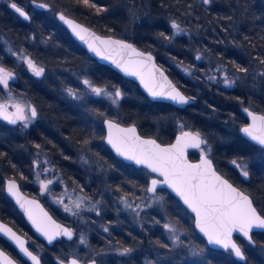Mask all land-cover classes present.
Wrapping results in <instances>:
<instances>
[{"label": "trees", "instance_id": "trees-1", "mask_svg": "<svg viewBox=\"0 0 264 264\" xmlns=\"http://www.w3.org/2000/svg\"><path fill=\"white\" fill-rule=\"evenodd\" d=\"M11 1L18 4L27 2L30 7L33 6V0ZM36 1H45L49 8L34 11L28 22L13 8L0 4V37L6 36L15 42L44 69L40 76H35L27 70L22 60L0 49L1 64L10 67L18 79L12 86L26 93L37 109L36 122L21 136L12 135L6 125H0V200H5L2 189L5 177L16 178L27 193H32L24 183L31 168L30 158L26 154L29 150L48 153L64 179L88 197H102L107 189L138 198L147 196L146 178L124 172L123 166L118 165L121 160L104 142L103 121L112 118L124 124H135L140 133L156 137L163 143L175 138L180 124L199 132L213 149L212 159L217 170L249 193L264 215V158L255 157L257 146L238 130V125L248 121L242 107L252 106L264 112V63H261L264 60V0H210L209 3H204V0H90L96 7L86 6L78 0ZM97 8L101 11H97ZM57 10L65 11L102 34L128 39L154 53L174 82L194 98L193 102L179 108L170 103L150 100L135 81L89 55L50 14ZM173 23L184 30L176 38H173ZM197 56L201 59H197ZM178 64L197 68L202 73L208 67L217 69L220 64L235 74H250V82L238 81L237 85L226 87L211 83L205 75L201 78L196 73L189 75ZM237 66L247 71H238ZM82 75H87L96 86L119 89L122 93L119 105L113 107L96 96L86 103H77L68 98L67 89L78 88L83 81ZM231 126L233 130L228 128ZM80 155L95 160V165L102 167L100 173H88L78 160ZM189 155L196 159L194 151ZM233 160L249 162L247 177L231 163ZM159 190L169 196L170 201L160 207L162 211L158 221L163 222L165 216L180 219L182 205L178 199L166 188ZM174 203H178V206H174ZM110 209L106 206L103 211L113 216L114 212ZM149 213L152 218L158 214L155 210ZM106 216L110 218L109 214ZM56 217L70 223L74 230L77 227L69 219L58 214ZM7 220L32 239L34 251L38 252L34 243L42 244L44 264H57L54 257L63 255L56 248L59 242L52 247L47 246L18 212L16 222L9 216ZM122 220V226L111 235L102 234L99 243H113L135 251L130 258L135 264H140L142 259L138 251L152 250L149 240L154 238V242L160 243L167 264H187L185 252L170 256L175 249L164 229L151 233L149 238L148 231L137 230L139 223L130 229V225H126V218ZM182 226L192 233L193 242L208 246L192 224L187 225L184 221ZM236 239L241 245L243 241L246 242L240 236H236ZM254 239L257 245L251 250L257 252L264 249V231L255 232ZM138 244L141 246L136 248ZM0 245L14 257H19L10 244L0 240ZM214 250L223 254L227 252ZM245 253L246 262L232 258L230 264H264V250L263 256L254 255L251 251ZM207 262L221 264L216 258H208Z\"/></svg>", "mask_w": 264, "mask_h": 264}, {"label": "snow or ice", "instance_id": "snow-or-ice-1", "mask_svg": "<svg viewBox=\"0 0 264 264\" xmlns=\"http://www.w3.org/2000/svg\"><path fill=\"white\" fill-rule=\"evenodd\" d=\"M33 2L35 3V0H33ZM78 2L89 7H96V5L90 3V0H78ZM209 2L210 0H204V3ZM10 6L25 20L29 19L27 13L21 7H18L16 3L13 2ZM38 7L46 8L48 5L39 4ZM97 11H101V9L97 8ZM60 19L65 20L66 23L72 26L73 31H75L77 35H80L81 39L84 38L81 32H86V29H82L79 25H74L72 21L66 20L63 15H61ZM172 27L177 29L178 32L181 31L179 25L175 23H173ZM77 29H80V31H76ZM161 35H163V33H161ZM165 38L167 39L168 37ZM96 39H99V37ZM101 43L105 45H118L119 51L130 53L133 56L141 58L136 60L129 59L123 62L114 60L113 62L127 75L139 76L141 83L144 84V87L148 90L150 95L153 97H164L178 104L188 103L190 98L183 95L171 85V82H168L166 77H164L163 80L166 82L168 90H164V85H161L160 88L157 89L154 84V65L147 73L149 79H145L144 69L152 59L150 55L145 58L144 53L137 51L132 45L126 44L123 41L102 40ZM89 47L91 48L92 45H89ZM97 54L99 55L100 52L98 51ZM196 58L201 59L200 56ZM261 63H264V60H262ZM27 64L29 69H31L36 76H40L44 72V69L34 64L31 59L27 60ZM237 70L243 72L247 71V69L239 68V66H237ZM262 75H264V73H262ZM162 76L163 74L161 73V77ZM12 78L13 72L0 66V85H3L4 88H8L9 80ZM209 79L214 80L215 77L210 76ZM225 83L231 86L234 81H228L227 78H225ZM84 84L88 85L92 93L96 96L107 97L114 105L118 104V100L122 95L119 89L110 92L106 88L92 86L91 82L88 80H85ZM68 92L70 95H76L72 89H68ZM9 102H11V100H9ZM12 106L16 111L14 113H9L7 111V103H0V117L12 124H16L17 121L27 122L30 120V117L25 114V105L16 102L13 103ZM30 111L31 118H35L37 115L36 109L32 107ZM244 111L251 117L252 123L246 127H242L241 132L259 145L264 146V115H256L247 108L244 109ZM100 115H103V113H100ZM105 123L108 126V143L112 145L118 154L124 156L126 159L133 160L136 164L145 165L152 172L159 173L163 176V183L171 187L196 214V226L207 236L209 244L220 245L226 250L230 249L240 260L246 259L240 245L232 239L233 233L242 234L243 237H246L248 241L252 243L253 241L250 233L253 229H264V215L257 212V209L253 207L252 200L245 192L233 187L228 180L217 174L212 166V161L207 158V154H204L203 150L199 163L192 164L187 161L184 155L185 149L188 147L200 148L202 144L206 143V141L201 138L199 132H182L181 136L177 137L175 144L161 147L155 140L141 139V137L136 134V129L134 127L126 129L121 128L111 120H106ZM24 126L27 127V123H25ZM37 147H39V145H37ZM209 151H211L210 148ZM231 163L240 169L244 177L249 175L246 164L238 163L236 160L231 161ZM48 183H51V181H48ZM158 183H161V181L153 179L151 181V187L148 188L147 191L155 192ZM41 188L46 189L47 184L41 182ZM8 191L13 195H17L15 182H9ZM17 200L18 202L20 201L19 196H17ZM74 203L75 207L79 208L83 203V198H78ZM125 204L127 207H131L130 204H127V201H125ZM21 207H24V204H21ZM65 210L70 211L71 209L65 206ZM44 216L47 217V214L45 213ZM29 219L32 220L37 231L47 236L50 243L56 236L60 235L67 236L69 239L72 238V231L68 228H62L60 225H54L55 230L49 231L41 222H38V220L33 217L31 211H29ZM47 219L50 221V217ZM164 227L173 233V243L179 241L180 238L175 235L176 229L172 225L166 224ZM105 231H107V229H105ZM0 233H4L14 240L20 250L33 261V264H40L37 256L29 251L25 246L24 240L17 236L12 229L0 224ZM80 242L84 243L83 238H81ZM162 246L166 247V245ZM129 251H131V249H124L125 253ZM200 252H203V249H200L199 252L193 250L192 255H199ZM0 264H15V262L0 251ZM60 264H63V261H61ZM70 264H79V261L77 259H72Z\"/></svg>", "mask_w": 264, "mask_h": 264}, {"label": "rangeland", "instance_id": "rangeland-1", "mask_svg": "<svg viewBox=\"0 0 264 264\" xmlns=\"http://www.w3.org/2000/svg\"><path fill=\"white\" fill-rule=\"evenodd\" d=\"M12 2L14 1L0 0V4H5L6 6H9L10 8H11L10 5ZM42 2H45V1H42ZM18 5L27 9L28 12L30 13V16L34 14V11L41 10L33 6L30 7L29 6L30 4L27 2L18 4ZM57 11H62L65 14H67L63 10H57ZM57 11H55L54 14L53 13H50V14H52L53 17L56 18ZM56 20L58 21L57 18ZM58 23L64 29H66L59 21ZM179 29L181 31L178 32L177 29L173 28V31H174L173 38H176V36L180 35L182 31H184L180 25H179ZM0 49L5 51V53H9L13 58L15 57L17 60H22L23 63H25L24 65L27 68V70L31 74L35 75L31 71V69H29L27 60L31 59L33 63L36 64L38 67H39V64L34 59H32V57L29 56V54L24 52L23 49L18 48L15 42L13 43L8 37L2 36L0 37ZM0 66L12 71L10 67H8L7 65L1 64V62H0ZM178 67L182 71H185L186 73H188L189 75L196 73L199 78L203 77L204 75L208 79L210 76L215 77L214 80L209 79V81L211 83L213 82L219 83V85H224L226 87L237 85L238 81H243V83L250 82L249 81L250 74L249 75L248 74H244V75L235 74L232 71H229L226 68L222 67L220 64L217 65V69L208 67V70L203 71V73L200 72V70H198L197 68L188 67L182 64H178ZM225 78H227L228 81H234V83L231 86L226 85ZM82 79H83L82 82H80L81 80H79L80 83L78 85V88H69L75 92L76 94L75 96L70 95L67 89V97L76 101L77 103L83 102V101H85L84 103H86L92 97L96 96L94 93H92L91 88L88 85L84 84L85 80H88L91 82L90 78L87 75H82ZM14 80L17 81L18 79L15 76H13V78L9 80L8 88H4L3 85H0V103H7V108L10 109L13 113L16 111V109L12 106V104L16 102L22 103L23 105H25V114L30 117V120L27 122L17 121L16 124H12V123H6L4 120L0 119V125H6L7 130L12 135L14 134L15 136H21L25 131H27L36 122L37 115L35 118H31L30 108L34 107L36 109V107L34 103L32 102V100L27 96L26 93L20 92L14 89V87L12 86V81ZM91 84L94 87L106 88L103 86H96L92 82ZM106 89L110 92H114L116 90V89H108V88ZM121 97L118 100V104H115V105L112 104L111 101L107 97H98V98H102L108 101L110 104H112L113 107L115 106L117 107L119 105ZM9 100H11V102H9ZM244 108L250 109L252 111L263 112V111L254 109L252 106H244L242 107V112L244 113V115H246L243 110ZM247 122L238 125V130L240 134H241V131H240L241 126H243ZM25 123H27V127L24 126ZM228 128H230L231 130L234 129L233 126L228 127ZM177 130L182 131V132H188V131L192 132L193 131L192 128L187 127L185 124L178 125ZM193 132H196V131H193ZM256 146L257 148L254 151L255 157L257 159H263L264 158V148L259 145H256ZM209 148L211 149V151H209ZM198 150L201 151L199 153H202V150H203V153H207L208 155L212 156L213 149L207 142ZM26 154L30 158L31 168H30V173L28 172V174L26 175L27 178L24 183L31 190L32 192L31 194L40 198L43 201V203L48 208H50L53 212H55L61 217L71 220V222L75 223L77 226L75 228L76 235L72 241L63 240L57 244L56 248L59 251H61V253H63L61 258H68L69 256H76L77 258L83 261L92 260L96 258L98 260L99 258L98 260L99 264H114L115 262L116 264H121L122 262L124 264H135L133 262V258H130L135 253V251L132 250V251L125 253L124 248L115 246L113 243H107V244H104V242L99 243L100 241H102L101 240L102 237H100L102 234L106 236L111 235V233L115 229L118 230L122 226L121 225V222L123 221L122 219L126 218V221H125L126 225L128 226L130 225L129 226L130 229L135 228L134 226L139 223L136 226L137 230L140 232H143V230L148 231V233L150 234L148 235L149 238L152 236L151 233L154 234L156 233L155 231H160L164 229L163 231L166 233L167 239L172 242V245L175 249L173 253H170V256H176L180 254V252H185L186 257L188 259L187 264H208L207 262L208 258H216L219 263L221 262V264H230V262L233 261L232 258L234 257L232 256L231 252L227 251L225 252V254H223L222 252H217L216 250L210 248L209 246L204 247L202 245L197 244L196 242H193L194 238H193L192 233H189L182 225H183V222L185 221L187 225L190 223L194 227V217L181 204L179 200H178V203L182 205V208L179 212L180 219L175 220L173 218H170V216H165L164 221L159 222L158 221L159 215H160V212L162 211L160 207H163L167 201H170V197L169 196L167 197L164 192L160 191L159 190L160 188L156 189V191L152 194H150L149 191H147L148 192V193L146 192L147 196H140V198L133 197L131 195L117 194L113 190H108V189L106 190V192L103 194L102 197H99V198L88 197V195L85 192L69 184L64 179L63 174L58 171L56 165L53 164V162L51 161L48 153L41 152L38 150H34V151L29 150L26 152ZM78 160H80L81 164H83L84 169L88 173H93V172H94L93 174L100 173L99 171H101L100 168L102 167L100 166V168H98L95 165V160H92L89 156L80 155ZM237 162L241 164H246L247 169H248V166H249L248 161H243V160L238 161L237 160ZM118 165L120 167L123 166V168L121 167L122 170L128 174L134 173L135 175H138V176H141V175L144 176L147 180V189L149 188V180L153 175L147 169H145L144 167H136L133 164H129L126 162L124 163V161L122 162V160L118 163ZM23 178H25V175H23ZM48 181H51V183H48ZM41 182L47 184L46 189L41 188ZM78 198H83V203L81 204L79 208H76L74 202H76ZM125 201H127V204H130L131 207H127L125 204ZM178 203H174V206H178ZM65 206H67L71 210L66 211ZM106 206L111 208L110 210L114 212L115 216L114 215L112 216V213L110 214L107 211H103V209ZM152 210H155L158 213L156 218H152L151 215H149L150 214L149 212H151ZM108 214L110 215V218L109 217L107 218L106 215ZM166 224H170L176 229L175 235L179 236L180 238L179 241H177L176 243H173V233H171L167 228L164 227ZM105 229H107V231H105ZM81 238H83L84 243L80 242ZM149 241L152 243L151 245H149V247H152V250L143 249L141 251H138L140 252L139 253L140 258L142 259V263L140 262V264H167L168 260H167V257L164 255V253L161 252L160 243L154 242L155 241L154 238L152 239L150 238ZM34 244L38 252L41 254L43 252L42 244L41 243H34ZM140 246L141 244H138L136 248ZM242 246L245 252L251 251L252 253H255L254 255L263 256L264 249H259L257 252L255 250H251L252 249L251 247L253 246H251L250 244L244 241L242 243ZM200 249H203V252H200L199 255H195V256L192 255L193 250H196L197 252H199ZM85 258L87 260H85Z\"/></svg>", "mask_w": 264, "mask_h": 264}, {"label": "water", "instance_id": "water-1", "mask_svg": "<svg viewBox=\"0 0 264 264\" xmlns=\"http://www.w3.org/2000/svg\"><path fill=\"white\" fill-rule=\"evenodd\" d=\"M13 3V2H12ZM15 3V2H14ZM17 4V3H16ZM39 4H46L48 5V7L46 8H41L38 7ZM32 5L37 8V9H41V10H47L49 8V4L42 2V1H36L35 3L32 2ZM18 7H21L29 16V19H27L26 21H30L31 16L30 13L28 12L27 9H25L24 7L20 6L17 4ZM61 15H63L65 17L66 20H70L73 22L74 25H79L82 29H86V32H81V35H83V39H81L80 35H77L75 31H73V27L70 26L68 23L65 22V20H61L60 17ZM22 17V16H21ZM23 18V17H22ZM56 18L58 19V21L67 29V31L69 32V34L71 35V37L77 42L79 43L88 53L89 55H91L92 57H94L98 62L105 64L109 67H111L112 69H114L115 71H117L118 73H120L122 76L131 79L133 81H135L139 87L141 88V90L147 95V97L152 100V101H161V102H167L170 103L176 107L179 108H183L186 107L187 105H189L190 103L193 102V97L189 96L188 94H186L185 92L182 91V89L174 82V80L170 77V75L167 73V71L165 70V68L160 65L156 59V56L154 53H152L151 51H146L140 47H138L136 44H134L132 41L122 38V37H118L115 35H104L101 33H98L96 30H94L93 28H91L90 26H88L87 24L79 21L78 19L65 14L62 11H57L56 12ZM24 19V18H23ZM25 20V19H24ZM76 31H80V29H77ZM97 37H99V39H96ZM102 40H111V41H123L126 44H130L132 45L137 51L144 53L145 58L147 56H151L152 59L150 62H148L147 67H145L144 72H145V79H149V76L147 75L149 69L154 65V75H155V81L154 84L157 87V89L160 88L161 85H164V90L167 91V84L166 82L163 80L164 77L167 78L168 82H171V85H173L177 90H179L183 95H185L186 97H189V101L186 104H178L175 101H172L170 99L164 98V97H153L152 95L149 94L148 90L144 87V84L141 83V79L139 76H131V75H127L124 71L121 70L120 67H117V64L114 63L113 61H127L129 59L131 60H136V59H141L139 57L133 56L130 53H126V52H121L119 51V46L118 45H105L102 44L101 41ZM89 45H92V47L90 48ZM95 49V50H94ZM100 52V54L98 55L97 52ZM107 57V58H105ZM161 73L163 74V76L161 77ZM246 109V108H244ZM243 109V110H244ZM249 111L255 113L256 115H264L263 112H257V111H252L250 109H248ZM7 111L9 113H13L10 109L7 108ZM245 112V111H244ZM245 114L248 116L247 112H245ZM0 119L4 120L6 123H9V121L3 119L2 117H0ZM106 120H111L114 123L118 124L121 128H131L134 127L136 129V134L138 136L141 137V139H145V140H155L157 142V144H160L161 147H167L169 145L175 144L177 137L181 136L182 131H178L175 135V138L168 143H163L160 140H158L155 137L152 136H145L142 133H140L137 125L135 124H124L121 123L117 120L111 119V118H105L103 121V125H104V129H105V137H104V142L105 144L109 147V149L111 150V152L115 155V157H117L118 159L129 163V164H133L136 167H144L145 169H147L151 174H153V176L150 178L149 180V188L151 187V181L153 179H156L158 181H161V183H158L156 186V189L159 188H166L172 195H174L180 202L181 204L192 214V216L194 217V227L196 232L206 241L207 245L212 248V249H217V250H222V251H231L224 249L222 246L220 245H215V244H209L208 242V238L207 236H205V234L203 232L200 231L199 228H197L196 226V214L188 207L187 204L184 203V200L171 188L169 187L167 184L163 183L164 177L161 176L159 173L156 172H152L148 167H146L145 165L142 164H136L135 161L133 160H129L126 159L124 156L118 154L116 152V150L112 147L111 144L108 143V126L105 123ZM252 123V119L250 116H248V122L246 124H244L242 127H246L248 125H250ZM240 128V131H241ZM193 132V131H192ZM242 136L244 138H246L247 140H249L250 142H252L255 145H259L258 143H256L255 141L251 140L248 136H246L243 132H241ZM201 135V134H200ZM201 138L204 140V137L201 135ZM204 144H202L200 146V148L203 146ZM261 146V145H259ZM264 148V146H261ZM200 148H194V147H188L187 149H185L184 155L185 158L187 159V161L189 163L192 164H197L200 162L201 159V155L199 158L197 159H192L189 155L190 151H195L198 150ZM207 154V153H204ZM207 158L210 159L212 161V166L215 169V171L217 172L218 175L222 176L224 179L228 180L229 183H231L233 185V187L237 188L240 191L245 192L246 195L249 196V198L252 200L253 202V207H255L257 209V212L260 213L261 215H263L260 210L257 208V206L254 203V200L252 198V196L247 193L246 191H244L243 189H241L240 187H238L237 185H235L230 179H228L226 176H224L222 173H220L217 169L216 166L214 164V161L212 159V157L210 155L207 154ZM10 181L15 182L16 187H17V195H13L8 191V184ZM5 190L7 195L15 202V204L17 205L18 209L22 212V214L24 215L25 219L27 220V222L29 223V225L32 227L33 231L41 238L43 239L49 246L53 245L56 241L60 240L62 237H64L67 240H72L75 237V232L64 222L58 220L51 212L50 210L45 206V204L38 198L35 196H31L28 195L26 192H24V190L21 188L20 182L14 178V177H10L7 178L5 180ZM150 194L154 193V192H149ZM17 196L20 197V201L18 202L17 200ZM28 202H34V203H28ZM21 204H24V207H21ZM29 211H31L33 217L35 219L38 220V222H41L42 225L44 227H46L49 231H53L54 229V225H60L62 228H68L69 230L72 231L73 235L72 238L69 239L67 236L64 235H60V236H56L55 239H53L51 241V243L49 242L47 236H45L42 232L37 231L36 226L33 224L32 220L29 219ZM47 214V217L44 216V214ZM48 217H50V221L47 219ZM54 222V223H53ZM0 224L5 225L7 228L12 229L13 232L16 233L17 236L21 237L22 240H24L25 242V246L29 249V251H31L33 253V255L37 256V258L39 259L40 264L41 260H40V255L35 252L34 250H32L29 246H28V240L25 236H23L22 234H20L16 229H14L10 224H8L7 222H4L0 219ZM258 231H264V229H253L252 232L250 233L251 237H252V243H250L248 241V239L246 237H243L242 234L239 233H233L232 239L238 244L240 245L242 251L244 252V256H245V260H240L239 258H237L234 253L233 257L240 262H246L247 261V256L246 253L242 247V245L239 243V241L236 239V236H240L241 238H243L247 243H249L251 246L255 247L257 245L255 239H254V233L258 232ZM0 235H2L4 238H6L7 240H9L18 250V252L20 253V255L27 259L28 261H30L33 264V261L26 256L18 247V245L15 243L14 240H12L11 238H9V236L5 235L4 233H0ZM0 251H2L9 259H11L12 261L15 262V264H20L12 255H10L6 250H4L2 247H0ZM72 259H77L79 261V264H99L97 260L92 259V260H87V261H83L79 258H77L76 256H70L67 260L64 259H60L57 258L56 262L58 264H60L61 261H63V264H70Z\"/></svg>", "mask_w": 264, "mask_h": 264}, {"label": "flooded vegetation", "instance_id": "flooded-vegetation-1", "mask_svg": "<svg viewBox=\"0 0 264 264\" xmlns=\"http://www.w3.org/2000/svg\"><path fill=\"white\" fill-rule=\"evenodd\" d=\"M14 72V71H13ZM13 76L16 77V73L14 72L13 73ZM17 78V77H16ZM14 81H12V83H14ZM201 152L200 150H195L194 153L196 155V159L200 157V155L202 153H199ZM7 178H10V177H5L3 178V185H2V189H3V193L5 195V200H0V219L4 222H7L8 224H10L14 229H16L20 234H22L23 236H25L28 240V246L32 249L31 247V244H32V239L29 238L26 234H24L22 231H20L19 229H17L10 221L7 220V216H9L10 218H13L15 220V222L17 221L16 220V217H17V212L21 215L22 219L24 220V222L31 228L32 232L39 238L41 239L32 229V227L29 225V223L27 222V220L25 219L24 215L22 214V212L18 209L17 205L15 204V202L7 195L6 193V190H5V180ZM21 185V183H20ZM21 188L23 189L22 185H21ZM24 190V189H23ZM24 192H26L24 190ZM27 193V192H26ZM28 195H31V196H35V195H32V194H29L27 193ZM37 197V196H35ZM40 199V198H39ZM41 200V199H40ZM42 201V200H41ZM43 202V201H42ZM46 206V205H45ZM47 207V206H46ZM48 208V207H47ZM50 210V212L56 217V213L53 212L50 208H48ZM56 214V215H55ZM58 220L64 222L65 224H67L74 232V228L72 227V225L70 223H66L65 221L59 219L58 217H56ZM76 233V232H75ZM0 240H3L4 242L10 244L18 253L19 257L16 258L14 257L10 252L7 251V249H5L3 246L0 245V247H2L4 250H6L10 255H12L20 264H32L30 261H28L27 259L23 258L20 253L18 252L17 248L9 241L7 240L6 238H4L2 235H0ZM47 246H49L43 239H41ZM63 240H67L65 239L64 237H62L60 240L56 241L53 245H51L50 247L54 246L56 243H60L61 241ZM73 240V239H72ZM72 240H67V241H72ZM33 250V249H32ZM37 252V251H35ZM39 255H40V260H41V263L44 264L45 262V259L43 258V256L37 252ZM70 257V256H69ZM68 257V258H69ZM57 258H60V259H64V260H67L68 258H61V257H54V260L56 262V259ZM57 263V262H56ZM58 264V263H57Z\"/></svg>", "mask_w": 264, "mask_h": 264}]
</instances>
